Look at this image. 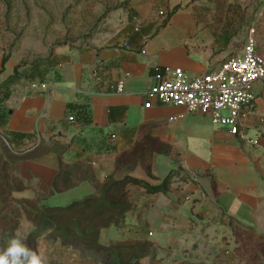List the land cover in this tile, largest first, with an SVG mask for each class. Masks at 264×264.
Returning <instances> with one entry per match:
<instances>
[{
	"label": "crops",
	"instance_id": "1",
	"mask_svg": "<svg viewBox=\"0 0 264 264\" xmlns=\"http://www.w3.org/2000/svg\"><path fill=\"white\" fill-rule=\"evenodd\" d=\"M165 3L183 7L164 25L151 18L129 24L118 43L56 53L61 60L45 76L15 85L0 104V137L16 156V175L43 192L45 210L103 202L90 209L89 234H63L131 250L126 264H256L239 247L249 231L264 237V89H254L237 135L180 107L145 108L156 67L192 78L229 58L194 56L189 45L206 29L188 2ZM172 170L165 194L114 184L128 176L156 185ZM146 205L156 211L144 214ZM134 217L151 218L160 238L150 240L155 234Z\"/></svg>",
	"mask_w": 264,
	"mask_h": 264
},
{
	"label": "rangeland",
	"instance_id": "2",
	"mask_svg": "<svg viewBox=\"0 0 264 264\" xmlns=\"http://www.w3.org/2000/svg\"><path fill=\"white\" fill-rule=\"evenodd\" d=\"M166 1L169 0H0V73L6 75L5 79L0 76V85L15 70L22 73L34 61L54 57L56 53L66 50L81 53L118 43L129 24L136 25L151 18L163 22L165 17L160 15V10L166 7L168 12L171 11ZM177 2L183 5L188 2L184 7L191 4L200 30L207 31L205 37L197 35V40L189 45L190 52L204 62L212 58L220 60L225 54L222 59L233 56L246 42L250 25L256 23V17L264 15V0ZM225 25L232 26L234 36L230 44L221 49L213 36L220 33ZM254 40L256 52L264 55V41L257 37ZM34 81L21 78L15 85ZM253 89L261 91L264 83L255 82ZM15 158L0 137V251L8 246L10 239L16 238L30 249L42 253L47 264H99L105 260L113 264L128 263L131 250L117 244L110 245V251L108 248H95L89 238V241L76 240L60 232L67 229L73 235L71 229L74 227L81 228L79 232H86L90 209L100 210L103 202L87 201L67 212L45 210L41 206L44 194L36 189V181L32 177L16 175ZM175 171L169 173L172 175ZM141 210L146 215L156 211L149 205ZM129 220L144 231H152L155 235L150 240L160 238L151 218L134 217ZM57 227L59 232L55 231ZM54 231L59 237L64 235L68 238H58ZM244 235L242 243L246 247L240 246L239 251H251L252 260L257 261L256 264H264V237L250 235V231Z\"/></svg>",
	"mask_w": 264,
	"mask_h": 264
},
{
	"label": "built area",
	"instance_id": "3",
	"mask_svg": "<svg viewBox=\"0 0 264 264\" xmlns=\"http://www.w3.org/2000/svg\"><path fill=\"white\" fill-rule=\"evenodd\" d=\"M159 13L166 17L168 11L165 7ZM253 35L251 27L246 42L233 56L192 78L181 68L156 67L154 84L142 94L144 107L150 108L153 103L180 107L187 114L208 117L213 124L237 135L245 108L256 99L253 84L264 83V55L256 52ZM121 90L119 82L117 91Z\"/></svg>",
	"mask_w": 264,
	"mask_h": 264
},
{
	"label": "trees",
	"instance_id": "4",
	"mask_svg": "<svg viewBox=\"0 0 264 264\" xmlns=\"http://www.w3.org/2000/svg\"><path fill=\"white\" fill-rule=\"evenodd\" d=\"M181 8L182 7L180 5H176L172 9H170L171 11H169L167 13L166 17L164 18L165 20L162 22V24L164 25L169 20L171 15L176 13ZM256 19H257L256 23L254 25H250L253 27V30H254L253 36L264 41V15L259 16L258 18L256 17ZM232 36H234V31L232 29V26L231 25H225L224 27H222V31L218 34H215V36H213V37H214L215 44L218 45L221 49H224L230 44V42L233 38ZM60 60L61 59H57L55 57H50V58L43 59L41 61H34L33 63H31V65H29L28 68H25L22 73H18L17 70H15L13 75H11L5 82H3L0 85V92L1 91L4 92L3 94L0 93V104L5 102L9 98L11 91H12L11 86L17 84V82L21 78L27 79L28 81H34L36 79L39 80L42 76H45V74L48 73V71L51 69V67H54L56 64H58L60 62ZM2 122H4V118L0 121V125L2 124ZM171 178H172V175L168 174L165 178H163L161 183L159 182V184L152 185L145 180L136 179L133 177L126 176L114 184H116V185H126V184L138 185V186L144 188L145 191L149 194H154V193H158V192L165 194L168 191V188L172 182ZM84 203H76L70 207L58 209L57 211H66L67 212L70 209H73L77 206H82ZM99 208L102 209V205H100ZM55 231L59 232L58 227H57V229H55ZM55 233L57 234L58 238H61V237H63L64 239L68 238V237H65L64 235L59 237V234L57 232H55ZM52 234H54V233H52ZM74 239L89 241L86 237H84L82 235L76 236V237H74ZM90 243L92 244V241H90ZM93 245L95 246V248H98V246H96L94 243H93ZM100 248H102V247H100ZM105 263H106V260H105ZM106 264H112V263H106Z\"/></svg>",
	"mask_w": 264,
	"mask_h": 264
},
{
	"label": "clouds",
	"instance_id": "5",
	"mask_svg": "<svg viewBox=\"0 0 264 264\" xmlns=\"http://www.w3.org/2000/svg\"><path fill=\"white\" fill-rule=\"evenodd\" d=\"M0 264H47V258L21 240L12 238L8 246L0 251Z\"/></svg>",
	"mask_w": 264,
	"mask_h": 264
},
{
	"label": "water",
	"instance_id": "6",
	"mask_svg": "<svg viewBox=\"0 0 264 264\" xmlns=\"http://www.w3.org/2000/svg\"><path fill=\"white\" fill-rule=\"evenodd\" d=\"M9 113H10V111H9Z\"/></svg>",
	"mask_w": 264,
	"mask_h": 264
}]
</instances>
